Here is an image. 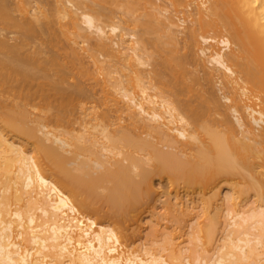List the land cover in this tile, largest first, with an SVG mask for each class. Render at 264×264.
I'll return each mask as SVG.
<instances>
[{
    "label": "bare ground",
    "instance_id": "obj_1",
    "mask_svg": "<svg viewBox=\"0 0 264 264\" xmlns=\"http://www.w3.org/2000/svg\"><path fill=\"white\" fill-rule=\"evenodd\" d=\"M153 1L0 0L2 31L17 32L26 39L45 37L54 22L65 20L59 29L66 38L71 28H81L77 25L80 20L86 32L94 31L97 35L92 41L82 34L90 48L113 60L115 56L106 42L118 36V26L103 25L102 21L110 19L111 22L114 13L111 7L121 9L127 26L131 27H124L127 32L121 34L128 37L124 59L135 57L139 65H144L147 57L152 68L147 73L136 70L134 79L123 80L120 87L125 102L123 110L132 131L141 129L157 140L155 143L127 132L109 138L107 135L105 138L115 146L111 148L113 151L120 143L128 153L125 155L121 150L113 153L108 148L112 143L102 144L101 150L106 151L104 155L101 153L102 157L112 153L109 158L122 156L121 160L112 162L108 157L104 160L101 154L98 156L100 152L88 147L85 151L92 158L76 162L79 154L71 152L69 141L50 130L45 131V125L40 124L39 131H30L32 141L8 136L0 126V264H264V0H169L172 10L162 19L158 18L162 11L155 15L157 7L151 6L157 4ZM193 4L195 8L188 13L191 24L184 27L179 40L175 39L178 37L173 36L176 24L172 17L180 7L185 9ZM67 6L74 7L75 12ZM146 6L151 8L148 10ZM14 10L22 13L28 10L33 13V19L15 20L11 15ZM48 34L47 40H55L60 45L57 33L50 37ZM175 42L180 44L181 52ZM21 46L9 45L0 39V69L7 70L5 75H0V96L6 93L31 102L38 97L22 94L25 80L14 89L5 86L14 75L28 77L22 66L31 58L20 57ZM68 55L71 64L79 60L74 49H69ZM201 56L218 72L216 78L206 70ZM14 62L17 64L12 66ZM189 65L194 66L193 71ZM127 67L130 68L124 66ZM145 78L154 94H148ZM202 82L210 87L218 82L219 90L225 92L222 99L228 104L223 106L205 84L204 90L201 89ZM68 98L74 101L90 96L77 90ZM6 107L0 101V109ZM228 111L235 115V123L230 121ZM2 114L8 127L24 132L21 123L26 120L25 111ZM211 114L222 118L210 120ZM58 120L60 116L54 119L56 123ZM30 142L34 145L32 148ZM139 152L145 153L154 165L152 170L140 167L138 179H134L131 173L140 162L134 155ZM241 152L260 163L246 164L248 160H244V153L239 155ZM64 153L73 154L67 157ZM40 154L50 162L54 176L39 167L37 156ZM94 166L102 169L96 175ZM151 175L168 180L162 195H172L167 192L171 191L168 187L175 190V195L164 201L167 204H163L162 215L166 211L175 212L172 215H178L176 224L187 218L193 221L192 226H187L188 229L191 226L188 230L191 238L186 234V241L179 239L177 244L173 243L172 234L158 230L160 223L164 226L167 222L163 221L165 214L163 219L159 217L160 220L149 223L145 241L148 239L151 247L146 245L147 241L139 246L125 245L116 228L83 215L73 200L76 196L84 197L86 207L94 201H104L111 213L126 214L127 208L136 207L151 191L147 188ZM230 180L236 182H228L227 186ZM225 181L227 192L222 195L219 183ZM102 185L106 186L105 194L97 192ZM245 186L247 189H242ZM179 190L183 196L176 194ZM179 215L187 218L181 220ZM220 218L225 222L219 243L213 245L210 229L217 226ZM204 221L208 224L206 228ZM158 243L162 246L154 251L150 249Z\"/></svg>",
    "mask_w": 264,
    "mask_h": 264
},
{
    "label": "rangeland",
    "instance_id": "obj_2",
    "mask_svg": "<svg viewBox=\"0 0 264 264\" xmlns=\"http://www.w3.org/2000/svg\"><path fill=\"white\" fill-rule=\"evenodd\" d=\"M62 1L65 2L66 0H62ZM154 1H155V5L157 4V6H154V5L151 6L150 4H146V5L151 6L152 9L157 7L155 9V11L157 10L156 14H155L156 16H157L158 11H162V12H159L158 16L160 15V17H158V18L162 19L164 17H167L169 14L168 13L169 10H172L171 9L172 6H170L171 3L169 2V0H154ZM159 3H160V5H159ZM9 5H11V7H12V3H9L8 6ZM158 5H159V8H158ZM148 6H146L147 9L149 8ZM160 7L163 9H161ZM192 7L195 8V5L193 4L192 6L190 5V6L184 7L185 9H182L183 7L182 8L180 7V10H177L178 12H176L174 14V16L172 15L173 16L172 19L174 20L173 22H174V24H176L175 26H173V29H172L174 32H176L173 34V36L174 35L176 36V34H177V37H178V38L175 37V39L179 40L182 37V32L184 31L183 30L184 27L191 24V23H188L192 19L191 17H188V13L190 11H192V9H194ZM25 8L29 9V7H27V6H25ZM67 8H68V10L75 12L74 7L67 6ZM111 8H110V10L111 11L113 10V12H114L112 15L113 17H111V22H109L110 19H106L107 20L106 22H104L105 19H103L102 22H103V25H107V24L111 25L114 23V24H116V26H118V30H119V33L117 32L118 36H116V37L110 36V37H113V39H111L112 42L111 41L106 42L109 46L110 53L115 56L114 60L111 57L105 56V54L103 52H101V51L94 52L90 48L88 42H86L83 37L87 36L89 38V40L91 39L92 41H95L97 39V35L94 33V31H87L86 32V30L84 29L83 24H82V22H80V20L77 21V25L80 26L81 28L80 29L79 28L78 29L77 28H74V29L71 28L68 31V33L66 34V38L64 36H61V31L59 29V24L64 23L65 20H58V22L56 21V23L54 22V24L51 25V27H50L51 30L48 32L51 35H52V33H57L59 41H60V45L57 44L55 40H51V41L47 40L46 39L47 34H48L47 32H46L47 34L45 37L44 36H42V37L30 36L29 39H26L24 37L22 38V36L20 34H18L17 32H13L11 30L2 31L0 29L1 41L3 40L6 43H9V45L10 44L11 45L12 44L13 45H19L20 44V46H21V44H23L21 46L23 48H22V51H20V57L23 56V58L24 57L25 58L26 57L31 58V60L28 62V64L22 66V70L25 73H27L28 77L25 79L21 75H14L12 77V79L8 81V84H5V86H8V87L14 89L15 87L20 86L21 82L23 80H25L24 84L22 83L24 85V87H23L24 90H23L22 94L23 95H25V94H36L38 97L31 102L30 101L24 102V101H20L18 96H12V95H9L6 93H4V94H2V96H0V101L3 103V105H7L6 109H0V126L8 136L20 137L24 141L26 139L31 140L30 139V131L35 132V129H37V131H39L40 129L38 130V127H40V124H42L43 126L45 125L47 127L45 131L50 130L51 132L58 134L62 138L69 141V143L72 145V147L69 148L71 150V152L73 151V152H76L79 154L76 162H79L81 160H86L88 158L90 160L92 158L90 156L89 152L85 151L86 148L88 149V147H90L91 149H94L95 151L100 152V153H98V156L101 153L103 155L106 154V151L101 150L102 147L100 145H102V144L107 145V144L112 143V142H110L109 139L105 138V137H107V135L109 138V136H120L123 132H127L129 135H131L133 137L138 136L141 139H149V140H152L153 142L157 143L156 138L147 136L146 133H144L141 129H136L135 131H132L131 130V124L129 123V121L126 118L125 110H123V104L125 102L121 98L122 91L120 89V87L123 83V80L125 78L134 79L136 77V73H135L136 70H141L145 73L149 72L152 69L151 68V61H150L151 59L148 60L147 57L145 59V56H144L142 59H145V61H147V63L145 62L146 64H144V65H139L138 61L134 60V59H136L135 57L130 58V60L124 59L125 53H124L123 49H124V47L127 46L126 41H127L128 37L127 36L125 37L124 34L123 35H121V34L127 32L126 29H124V27L125 28L128 27L127 26L128 24L126 23V16L123 15L124 13H122L121 9H118V8L117 9H115V8L111 9ZM163 11H166L167 13L163 12ZM19 12H21V13H19ZM19 12H17V10L16 11L14 10V12H11L12 17L15 20H20L21 17L24 19H31V20L33 19L32 18L33 13L31 14L28 10L24 11L23 13H22V11H19ZM79 13L80 12L77 11V14H79ZM153 13H155V12L153 11ZM177 13H179V14H177ZM159 20L160 19H158V21ZM163 20H161V21L163 22ZM180 21H182V22H180ZM164 22H167L166 19ZM99 24H100V22H99ZM128 28L131 29V27H128ZM61 29L64 30V28H61ZM108 30L109 29L105 28V31H108ZM50 34H48V36ZM82 34H83V37H82ZM119 34L121 36H119ZM164 34L169 35V33H166V32ZM15 43H17V44H15ZM115 43H117V44H115ZM176 44H177V42H175V46L181 52L182 50H181L180 44H179V46H178V44L177 45ZM217 46L219 48L222 47L221 45H217ZM69 49H74L79 55L78 56L79 60L75 64H71V59H70V56L68 55ZM202 60L204 63L206 62V64H205V66H207L206 70L207 71L209 70L210 71V72L208 71L209 73L213 72L212 74L216 78V76L218 75V72L213 68V66L211 64L210 65L208 64V62L205 60V58H203ZM15 64H17V63L14 62L11 65L13 66ZM124 66H130V68L127 67V69H125ZM189 67L188 68L193 71L192 68L194 66L192 67L191 65H189ZM195 68H197V67H195ZM197 70H198V68H197ZM197 70L195 69L194 71H196L197 75L201 76V72L199 71V73H198ZM83 72H86L87 75L83 76L82 75ZM6 73H7L6 69H2V70L0 69V75H5ZM144 81H146L145 85L149 89L150 84L148 82V79L145 78ZM214 81H215V79H214ZM204 84L205 83L202 82L200 86L202 87V85H204ZM215 84L217 86H215ZM197 86L199 87V85H197ZM206 86H208V87H206ZM210 86L211 85H208V84L204 85V87H206L211 93L214 92L213 94L217 98L219 97L218 99L221 102V104H223V106L228 104L224 99H222L223 93L225 94V92L219 90L220 86L218 85V82L214 83V85L212 87H210ZM196 87L194 86V88H196ZM198 87L196 89L201 88V87H199V88ZM204 87H202L201 89H203ZM207 89H205V90H207ZM77 90H82V91L87 92V94L90 96V98L89 99H77V100L71 101L68 98V96H70L73 92H75ZM0 91H1V89H0ZM136 91L137 90H135V92ZM195 91H198V90H195ZM147 92L150 95L155 93V91H152L151 89L147 90ZM204 94L206 95V93H204ZM207 97H209V95ZM41 99H43V100H41ZM169 99H172V98H169ZM62 105H64L65 107H62ZM17 110H23L26 113V120H25V122L21 123L22 129L24 131L22 133L16 132V131L12 130L11 127H8L5 123V118L3 116L4 114H2L3 112H6V111L12 112V111H17ZM228 112H227V114L229 115L230 121L235 123V117H234L235 115L231 112H229V113H231V114H229ZM58 116H60V120H58V123H56L54 121V119H55V117H58ZM217 116H219V118ZM211 118H213L212 120H214V119L218 120V119H221L222 116H220L219 114L218 115L216 114L215 118H214V114H211L210 120H211ZM41 129H43V127H41ZM36 133H34V134H36V136L39 135L38 132H36ZM93 144H94V146H93ZM118 144H120V143H117V145L115 144L116 150H114V151L121 150L123 152V154L126 155V153H128V150L124 146L118 145ZM29 146H30V148H32L34 145H32V143L30 142ZM111 146L112 147H108V148L114 149L115 146L113 145V143ZM158 147L162 148L161 145H158ZM163 150H164V148H163ZM114 151L112 150L113 153H117ZM242 153H244V152H241L239 155H242ZM72 154L73 153H64V155H66L67 157H71ZM102 154L100 155L101 157H102ZM113 155H112V153L108 154L109 157H112ZM105 156L106 157H104V156L102 157L104 160L109 158L107 155H105ZM134 156H136L137 159H140V162H139V164L137 163L139 166H138V168L134 169L135 171L134 170L132 171L131 174L133 176L132 175L131 176L134 179H138V177L136 175L141 171V168L145 169V170H152L153 169L152 166L154 165V162L152 160L151 161L147 160L146 158H149V157H146L147 155H145V153H143V152H139L138 154H135ZM244 156H245L244 160L246 162L248 160V162L246 164L250 163L249 165H252V162H254L253 165H255V163H260L259 160H256V159L252 160L253 159L252 157H251L252 159L249 157H246L245 153H244ZM37 158H38V162H39L38 163L39 167L42 168L48 175L54 176L53 168H52L50 162L47 159H45L43 157V155H41V154L38 155ZM240 158H241V156H240ZM109 159H110V161L113 162L116 159L121 160L122 156H118V157L114 156L113 159L112 158H109ZM145 159L147 162L145 161ZM122 163L125 164L126 162L123 161ZM150 163H152V164H150ZM107 165L109 166V164H107ZM72 166L73 165H71V167ZM94 168H95L94 175H96L95 174L96 171L98 172V171L102 170L101 168H98V170H97L96 169L97 167H95V166H94ZM261 171H263V169ZM133 172H135V173H133ZM151 176L152 177L150 178V182H147V188H149L151 190V191H149L150 193L147 192L144 195V199L143 200L141 199L142 202L140 201V203L138 205H136V207L131 208V209L127 208L126 214L123 212L111 213L110 206H108L109 204L104 202V201H98V202L94 201L91 206L86 207V205L83 204L84 197L76 196L73 198V200H74L75 204L78 206L79 211L83 215L89 216L90 218H93L97 222L110 224L114 228H116V230L118 231V235H120L121 243H123V244L126 243L125 245L131 244L134 246H139L141 244H146V241L148 239L145 241V239H146L145 237L149 233L148 232V230H149L148 226H150L151 223H154V221L157 218L158 219L156 221L160 220L162 218V216H164L165 214H166L165 215L166 219L168 218V220L170 222L168 220H166L165 217H163L164 218V219L162 218L163 221H167L168 224H167V222L166 223L164 222V226H163V223H160L161 226L158 227V230L159 231L162 230V232L165 231L164 233L169 232L170 234H172V240H173L172 242L173 243L175 242L177 244L180 240L186 241L188 237L191 238V236H190L191 234L189 235L188 230L191 229L190 227L192 226L193 221H191L189 218L186 217L188 219L187 220L185 217H183V215H179V218L181 217L180 218L181 220H182V218H185L186 220L184 222V219H183V222H181V223H180V221H177V224H176L175 219H177L178 215H176V217L173 216L175 212L169 213L168 211H166L167 213H169L168 214L169 216L167 215L166 212H164L165 214L162 215L163 214V208L165 207L163 204H167V203H165L168 201L167 199H171L175 195V190L173 191L171 189V187H168V189L171 191H167V192H171L170 194H172V195H168L167 193H166V195H168V196H166L165 194L162 195L163 189L165 188L166 185L168 186V184H169L168 180H166V177H164V176L162 178H160V176L157 177L155 175H151ZM236 180H238V179L236 178ZM233 181L236 182L235 180H230V181H227V183H226V181L224 183L223 182L219 183V186L223 185L222 187L220 186V191H221L222 195L226 194V192H227V189L225 188L226 185H224V184L226 183L228 186V182H229V184L230 183L232 184ZM167 186H166V188H167ZM102 187L104 188V190ZM105 187H106L105 185L100 186L97 189V192L100 194L101 193L105 194V192H106ZM168 189H166V190H168ZM242 189H247V187L242 188ZM165 191H164V193H165ZM223 192H224V194H223ZM176 194L180 197V196H183L184 193H183V191L179 190V191H177ZM249 196H250V193H249ZM153 212H154V214L156 213L155 216L151 215V213L153 214ZM157 213H158V215H157ZM171 215L173 216L172 220L169 219L172 217ZM138 216H139V218H138ZM156 216H158V217H156ZM159 217H161V218H159ZM139 219H140V221H139ZM220 219H219L220 221L218 220L217 226L216 227L213 226V227H215V229H213V227H211L212 229H210V230H213L212 231L213 236H210V237H213L212 242H215V243H213V245L214 244L217 245L219 243V238L221 236L220 233L222 232V227H223V224L225 222V219L224 220H223V218H220ZM163 221H160V222H163ZM178 222H179V224H178ZM149 223H150V225H149ZM182 225H184L185 228ZM189 225H191V226L188 229L187 226H189ZM203 225H205V228L208 226L206 221H204ZM177 226L178 227L180 226L183 228H180V227L178 228ZM213 232H215V233H213ZM173 234L175 235L174 238H173ZM186 234L189 235L187 238L185 237V236H187ZM201 234H200V236H201ZM192 236H193V234H192ZM183 238H184V240H182ZM202 240H203V238H202ZM146 245H150L148 241H147ZM153 245H155V244H153ZM159 245H161V243H158V245L152 246V248H150V249H153V251H154V249L155 250L158 249ZM209 246L210 245H206L207 248H210ZM150 247H151V245H150ZM211 247H213L212 243H211ZM164 254H167V252H164ZM206 255H208V254H206Z\"/></svg>",
    "mask_w": 264,
    "mask_h": 264
}]
</instances>
